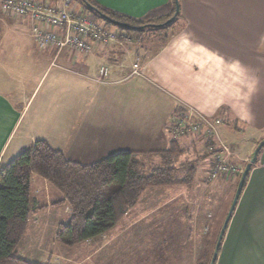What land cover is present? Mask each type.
<instances>
[{
    "label": "crops",
    "instance_id": "obj_1",
    "mask_svg": "<svg viewBox=\"0 0 264 264\" xmlns=\"http://www.w3.org/2000/svg\"><path fill=\"white\" fill-rule=\"evenodd\" d=\"M67 1L71 7L75 0ZM95 1L132 19L155 11L168 16L172 11L171 0ZM178 3L174 32L147 35L144 44L140 36H133L139 43L108 44L77 59L54 49H39L28 21L0 10V85L10 88L14 83L17 88L8 91L6 99L0 97V165L39 140L82 166L117 153L167 150L173 139L166 125L187 108L205 117H223L218 134L232 155L227 162L244 164L264 137V0ZM153 40L160 41L155 48ZM130 45L138 47L134 58ZM137 58H141L139 75L131 77ZM100 67L107 69V75L97 82ZM54 68L59 72L52 75L28 115L39 85ZM93 84L96 90L91 93ZM230 124L241 134L243 129L251 132L249 149L240 153L237 145L227 142L240 135L231 131ZM176 144L197 155L203 147L196 136ZM198 165L204 176L207 159ZM231 179L218 178L206 185L196 178L188 194L161 189L158 202L153 204L154 197L143 209L139 199L112 228L116 234L112 239L100 236L84 243L95 244L94 254H81V259L94 258V264H202L213 217L208 211L216 195L223 190L230 194L235 180ZM52 192L44 180L31 177L32 211L17 254L33 264H79L80 254L72 260V251H64L63 258L54 252L64 250L55 241L56 227L67 224L70 217L63 197ZM109 248L115 254H102ZM125 248L126 258L120 252ZM135 250H143L140 257L132 256ZM215 264H264V146L228 222Z\"/></svg>",
    "mask_w": 264,
    "mask_h": 264
},
{
    "label": "trees",
    "instance_id": "obj_2",
    "mask_svg": "<svg viewBox=\"0 0 264 264\" xmlns=\"http://www.w3.org/2000/svg\"><path fill=\"white\" fill-rule=\"evenodd\" d=\"M78 2L83 12L102 22L103 28L113 26L136 37L149 29L167 28L170 31L179 18L178 13L173 22L165 24L174 14V0L170 2L172 11L168 16L149 14L141 19H132L105 9L92 0ZM119 24L134 28L124 29ZM178 155L177 145L172 142L170 148L160 154L162 162L150 170L137 161L134 153H117L82 166L67 161L45 141H35L14 159L0 165V264H33L17 254L32 209L30 181L33 175L45 180L62 195L61 202L68 205L70 220L58 226L55 239L64 246L72 247L100 237L114 228L136 205L146 188L192 183L197 161L177 166Z\"/></svg>",
    "mask_w": 264,
    "mask_h": 264
},
{
    "label": "built area",
    "instance_id": "obj_3",
    "mask_svg": "<svg viewBox=\"0 0 264 264\" xmlns=\"http://www.w3.org/2000/svg\"><path fill=\"white\" fill-rule=\"evenodd\" d=\"M0 10L8 17L27 20L30 36L39 49H54L72 57L88 55L98 47L112 43H139L138 39L117 28L110 31L99 26L94 16L71 8L67 0H0ZM139 69L136 61L131 67V76L139 75ZM106 75L107 69L100 67V79ZM223 123L221 116L209 118L187 108L175 113L166 125L173 140L188 136L202 140V150L209 165L208 181L236 172L227 162L230 151L218 134Z\"/></svg>",
    "mask_w": 264,
    "mask_h": 264
},
{
    "label": "rangeland",
    "instance_id": "obj_4",
    "mask_svg": "<svg viewBox=\"0 0 264 264\" xmlns=\"http://www.w3.org/2000/svg\"><path fill=\"white\" fill-rule=\"evenodd\" d=\"M92 1L96 5L102 7L95 0H92ZM71 8H75V9L78 8L76 10H79L82 7H81L80 3L78 2V0H75V1L72 2ZM83 13L86 14L85 12H83ZM151 14H154V16H155V14H159V11H155V12H153ZM87 15H88V13H87ZM96 22H97V24L99 26H103V24H102V22L100 20H96ZM154 22H158V21H154ZM107 29L110 30V31H114L115 30L113 26H110ZM172 29H174V26L170 29L171 32H174V31H172ZM0 30H1V27H0ZM160 31H168L167 33L170 32L169 30H167V28H163L162 30L149 29V30H147V31H145V32H143V33H141L139 35L140 38L142 39V44H144L145 42H148L147 35H159L160 34L159 33ZM23 32L24 33H27V31H25V30H23ZM2 33H3V31L1 30V34ZM134 35L131 34L130 36L133 37ZM137 39L140 41L139 38H137ZM159 42H160L159 40H157V41L156 40H153V42H151V44H153L154 45V48H155ZM130 46L132 48L131 49V53H132L131 56H132V58H134V55L136 54V50H138V47H136L135 45H130ZM70 57H72V56H70ZM74 58L77 59L76 57H72V59H74ZM140 59L141 58H139V59L137 58L136 61H138V63H140ZM58 72L59 71L54 68L51 72L48 73V76L46 75L47 77L46 76L44 77L43 81L39 85V87H38V89H37V91H36V93L34 95L35 98L33 97L34 98V101L32 99V101H33V102L31 101L32 104L31 103L29 104V106L30 105L31 106H30L28 115L34 109L35 104L41 98L43 92L46 91V89L48 88V83L50 82V78L52 77V75H54V74H56ZM129 76H131V74ZM133 76H136V75H132L131 77H133ZM98 80L101 81L100 76H99V79H97V82H99ZM9 85L11 86L10 88H8L6 86L0 85V90H5V93H3V92L0 91V97H4V96L7 97L8 91H11V90L16 91L17 90L16 85L14 83H10ZM5 88H8V89H5ZM95 90H96V85L93 84L92 86H89V91L91 93L95 92ZM28 97H29V95H28ZM26 100H27V98H26ZM230 127L233 129V124L232 125L230 124ZM238 129L235 128V130L233 129L231 131L232 132L234 131L236 133H240V135L239 136H236L235 138H232L231 140L228 139L227 142H229V143L232 142V144L235 145V146L237 145L238 152L240 151V153H242V152H244V149L245 148H248L249 149V147L251 146L250 145L251 141H249V139L252 140V136H251V132L249 130L243 129V134H241L242 133V130L236 131ZM182 138H187V137H182ZM263 139H264V137L262 138V140ZM262 140H260V141H262ZM176 141L177 140H173L174 143H176ZM259 142H257L256 146L258 145ZM202 146H203V144H202ZM256 146H255V148H256ZM177 149H178V154H179L178 155V159H177V166L180 165V163H191L193 161H197L196 162V165H195V174H194V178L192 180V183H190L189 185H171V186L160 187V188L159 187H157V188H154V187L146 188L143 191L144 193L142 192L141 193L142 195H140V197H139V199H141V201L139 203V205H140L139 206V209L147 208V204L150 203L149 201L152 200V199H154V197H156L157 199L155 201H153V204L154 203H157L158 202V199H159L158 198V195L161 194V191H162L161 189H164V190L165 189H172L173 191H174V189H176L177 191H183L184 194L191 193L192 192L191 189L194 186V181H195L196 178H199L200 182H203L206 185H210L211 183H213L214 181H216V179H218V178H224V180H230V177H231V178L235 179V180L231 179V181L233 180L232 182L230 181L232 183V186H230V194H229V191L223 190V188H222V190L224 191V193L222 195H216V197L214 198V204H213L212 207H210V210L208 211V212H210L213 215V217L211 218L212 224L210 225V228L208 230V232H209L208 233V244L206 245V246H208V248H207V250L205 252L204 257L202 258V262L201 263L202 264H209L210 263V260H211V257H212V254H213V251H214V247H215V244H216V240H217L218 234L220 232V229H221V227L223 225V222L225 220V217H226V215L228 213V210L230 208V205H231L232 199L234 197V193H235L237 184L239 182L240 176H241V174H242V172L244 170V167L249 163L254 149H253L252 153L249 154L248 159H247V161L244 164L243 163L241 164V163H238L237 162V164L239 165V166H237V165H230L228 163L230 167H234L236 169V172L235 173H231L229 175H226V174L220 175L216 179H214L213 181H208V179H207V172L203 176L201 174V172H200V169H199L202 165H198V164L202 160H206V158H207V155L203 152V150L200 149V152L197 155V154H191L190 152H188L187 150H185V148L184 149H181L178 145H177ZM167 150H159V151L143 152V153L136 152L134 154L137 155L136 156L137 157L136 158L137 161L141 162L142 165L146 168V170H150L151 167L156 166V165H159L162 162L163 159L160 158L159 156H160L161 153H164ZM228 157H232L231 152L229 153V156ZM234 163H235V161H234ZM240 165H242V167H240ZM33 176H37V175H33ZM37 177H39V176H37ZM39 178H41V177H39ZM224 182L227 183V184L229 183V181H224ZM49 187H50V191H53L52 193L60 194L52 186L49 185ZM50 195H51V201H53V194H50ZM145 195H148V196L145 197ZM60 196H62V195L60 194ZM145 200H147V201H145ZM145 202H147V204H145ZM137 203H138V201H137ZM36 206H39V205H36ZM34 208H40V207H34ZM60 209H63V208H60ZM186 210H188V207L187 206H186ZM31 211H32V209H31ZM68 214H69V217H70V209H69ZM69 220H70V218H69ZM59 225H61V224H59ZM58 226L56 227V231L58 229ZM56 231H55V234H56ZM46 232H47L46 233L47 236H50V238H51L52 235H49V233L51 234V231L47 229ZM114 234H115L114 233V230L112 229V230H109L106 234L102 235V237L104 236V240H109V239H112L113 238ZM50 240H52V239H50ZM55 241H56V239H55ZM56 243L59 244L62 248H64V250H61V252L54 250V252L61 253L62 256H60V257L63 258V252L64 251H66V252L72 251L73 258L77 256L75 253L80 254V257H77L79 259V264H94V261H95L94 258L93 259H89L88 258L85 261H83L81 259L82 258L81 254L84 255V254H87L89 252H90V255H91V253L94 254V252L92 251V249L95 248V244H93L92 246L91 245H87L86 246L84 244L86 242H83V243H80V244L75 245V246H72V247H67V246H64V245L60 244L57 241H56ZM112 244L113 243L111 242V245ZM108 245H110V244H108ZM108 245H107V247H108ZM121 247H122V245H121ZM120 252H122L124 258L127 257L128 250L126 248H125V251H123V249H121ZM142 253H143V250H139V251L138 250L137 251L135 250V251H132L131 252L132 256H136L137 258H138V256L140 257L141 256L140 254H142ZM102 254H106L108 256H112L113 254H115V252L114 251H111V249L109 248V249L104 250V252ZM98 255H100V254H98ZM72 260H75V258L72 259Z\"/></svg>",
    "mask_w": 264,
    "mask_h": 264
},
{
    "label": "water",
    "instance_id": "obj_5",
    "mask_svg": "<svg viewBox=\"0 0 264 264\" xmlns=\"http://www.w3.org/2000/svg\"><path fill=\"white\" fill-rule=\"evenodd\" d=\"M174 3H175V8H174V14L173 16L168 19L166 21L165 24H170L171 22H173V20L176 18V16L178 15V12H179V5H178V2L177 0H174ZM85 5L87 7H89L88 4L85 3ZM121 28H124V29H132L134 27H131L129 25H126V24H119ZM264 146V139L262 141H260L258 143V145L256 146V148L254 149L253 153H252V156H251V159L249 161V163L244 167V170L240 176V179H239V182L237 184V187H236V190H235V193H234V197L232 199V202H231V205H230V208L228 210V213L225 217V220L223 222V225L220 229V232L218 234V237H217V240H216V244H215V247H214V251H213V254H212V257H211V260H210V263L209 264H215L216 262V259H217V256H218V252H219V248H220V245H221V242H222V239H223V236H224V233H225V230L227 228V225H228V222L231 218V215L235 209V206L237 204V201L240 197V194L242 192V189L244 187V183H245V180L251 170V167L255 164L256 160H257V156L259 154V152L261 151V149L263 148Z\"/></svg>",
    "mask_w": 264,
    "mask_h": 264
}]
</instances>
